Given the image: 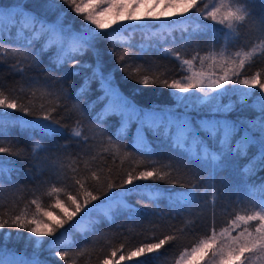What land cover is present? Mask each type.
<instances>
[{"label":"trees","instance_id":"1","mask_svg":"<svg viewBox=\"0 0 264 264\" xmlns=\"http://www.w3.org/2000/svg\"><path fill=\"white\" fill-rule=\"evenodd\" d=\"M94 2L95 0H84L82 7ZM44 3L45 0H0V8L7 12L9 8L27 6L25 10L31 9L42 13ZM212 8L208 0L202 2L198 0L197 9L191 10L186 17L170 19L175 23L167 25L149 23L146 27L135 28H121V24L113 25L104 31L117 37L115 44L109 42L107 35L99 37L95 42L96 51L89 49L82 56L72 53L59 67L50 62L57 54V50L52 48L41 56L40 65L50 71L37 73L27 70L28 63L24 62L26 72L21 76L10 70L9 65L15 63L13 58L8 57L0 64V85L5 96L10 99L20 97V102L33 112V115H29L18 110H8L10 113L8 119L15 120L16 123L5 127L3 134L0 135L2 141L0 147H12L13 151L17 148L24 149L20 156L0 153L5 167L19 169V172L14 170L11 173L12 182L8 183L5 180L0 188V221L8 220L11 223V219L22 211L28 219H32L33 213L36 212V206L31 204L33 199H37L46 211L62 215L61 210L55 208L57 197L48 195L53 186L63 188L69 195L79 196L81 203L84 193L91 191L93 195L99 197L97 201L92 202L93 204L101 203L107 206L109 200L106 194L102 193L107 188L108 181L121 184L127 179L129 172L139 175L140 171L162 173L171 171L172 178H180L182 184L188 187L196 184L195 202L185 205L184 210L178 214L170 209L164 198L157 202L159 205L157 207V203L150 200L149 193L169 189L184 191L185 188L171 185L166 181L138 180L136 183L139 185L154 184V187H146L142 191L126 195L123 198L124 203L131 208L116 207L113 204L108 216L100 211L92 212L90 216L78 213L74 220H91L94 222L92 226L95 230L85 237L73 229L69 232L71 245L54 250H49V242L52 239L50 237H45L41 247L34 249V241L30 239L32 234L27 229L5 226L0 229V253L17 261L37 257L42 264H64V261L54 255L55 250L70 253L68 264H104L105 260L110 264H175L185 248L190 249L200 238L210 234L213 224L217 232L227 226L235 208L245 202L243 193L246 190H240L241 199L238 201L234 187L239 180V168L233 166L218 172L214 181L209 179L203 170H200V175L196 177L187 170L176 171L181 152L187 151L188 148L178 139V126L189 119L197 120L198 114L203 116L206 106L202 94L196 90L185 93L178 89H169L159 82L167 80L171 83L173 80L191 76L194 72L203 71L206 76L211 77L210 80H205L207 85L224 75V71L229 68L225 61L229 58L235 59L238 50L243 53L248 51L253 43L260 45L257 27L252 19L235 30H229L226 25H220L200 15L201 11H211ZM61 14L64 17V25L71 24L73 31L79 32L87 23L61 0H54V7L47 11V18L52 21ZM110 14L113 15L111 12L106 15ZM105 16L102 19L108 22L109 19ZM121 23L127 25L138 22ZM122 38H130V43L122 44L120 42ZM141 45L144 46L143 50ZM35 47L38 49L40 45L37 44ZM126 49L127 54L121 62L118 56L125 53ZM165 49L179 52L184 60H191L193 56H197L193 61L194 66L191 70L187 65L181 69V61L170 53H165ZM199 57L205 58L203 64ZM73 58L79 60L80 64L73 65ZM97 60L102 66V72L106 76L111 74L113 87L141 110L126 117L123 127L119 123L121 117L116 115H106L102 121L96 119L97 114L103 112L105 105L108 104V100H105L95 107H90L97 96L103 95L99 90L98 80L92 81L89 90L77 98L78 89L85 76L91 75V69L82 68L81 65L87 63L95 67ZM73 71L79 74L72 75ZM257 74L264 82V50L245 62L238 79H251ZM37 75L42 78L48 77L47 84L50 87H43L45 83L43 79L35 86L27 82V76ZM145 76L150 80L158 79V82L149 85L139 83ZM232 79L235 80L237 77L233 76ZM21 84L24 85L23 91H20ZM225 87L229 91L218 96L214 103L235 104V111L228 115V119L255 114L247 105L258 102L261 95L259 88L252 90L247 105L242 106L239 103L242 95L240 90L246 86L228 84ZM60 89H63L67 96L60 98V106L53 114V119L59 120L57 127L65 126L63 132L48 135L39 128H22L23 120H35L47 109L56 107V96L47 93H54ZM206 90L210 91L207 88ZM73 105H78V109L74 110ZM77 120L80 121L79 125L76 123ZM74 127L82 130L83 135L88 137L86 145L83 143L78 145L77 139L71 138V130ZM36 140L40 141L44 150H38L33 156L31 149ZM65 144L68 147L58 151L54 148L55 145ZM53 162L55 167L52 166ZM243 163L244 161L240 162L241 165ZM32 164H39L43 174L40 175L36 168L29 171ZM194 167L189 165V168ZM93 172L97 173L99 180L92 179ZM31 175H39V180L30 179ZM261 177H264V171L251 177L248 183L258 185ZM76 179L86 181L83 190L75 184ZM120 191L119 188L112 190L115 194L112 196L113 201L119 199ZM59 198L65 202V207L70 203L64 193H61ZM132 209L140 211L138 218ZM72 210L74 208H69V211ZM44 219L47 220V217ZM165 236L175 238L166 242L158 252L132 260L120 259L121 256L127 257L137 247L158 242ZM80 249L85 251L83 255L77 256L76 253Z\"/></svg>","mask_w":264,"mask_h":264},{"label":"snow or ice","instance_id":"2","mask_svg":"<svg viewBox=\"0 0 264 264\" xmlns=\"http://www.w3.org/2000/svg\"><path fill=\"white\" fill-rule=\"evenodd\" d=\"M61 2L68 5L77 16L82 17L87 22L79 32L73 31L71 24L64 25L63 14L52 21L47 18V11L54 7V0H45L42 13H37L31 9L25 10L27 6H24V8L17 7L16 9L9 8L7 12L0 8V64L8 57L13 58L15 63L9 65L10 70L21 76H24L26 72L24 62L28 63L27 70L36 71L37 73L50 71V69L42 68L40 65L42 63L41 56L52 48L57 50V54L56 57L50 59V62L59 67L72 53L82 56L89 49L96 51L95 42L99 37L107 35L109 42L115 44L117 37L104 31L111 28L112 25L121 24V28L146 27L149 23L167 25L175 23L168 18H184L186 14L193 9H197L198 6V0H95L94 3L86 7H82L84 0H61ZM199 2H202V0H199ZM214 2L216 6L211 11H201L200 15L210 18L220 25H226L229 30H235L250 18H253L254 22H258L260 26V35L257 37L260 40V45L253 43L252 47L243 53L238 50L235 59L229 58L225 61L229 64V68L224 71V75L207 85L205 80H210L211 77L206 76L203 71L194 72L191 76L173 80L171 83H168L167 80L159 82L169 89H178L185 93H188L189 90H196L202 94L203 103L206 106L203 116L198 114L197 120L192 121L189 119L178 126V139L188 148L187 151L181 152L177 160L176 171L187 170L193 177H196L200 175V170H203L207 173L208 178L214 181L218 172L233 166L238 167L239 180L234 187L237 191L238 201L241 199L240 190H246L243 193V199L247 201L246 214L237 213L234 219L228 221L227 226L220 229L219 232L213 224L210 234L200 238L190 249L185 248L176 259L175 264H264V177L260 178L258 185L248 183L251 177L264 171V82L259 79V74L251 79H238L241 69L245 67V62L264 50V0H259L262 5L259 13L249 7V5L257 3V0H237L235 5H233L232 0H229L228 3H225L224 0H214ZM158 7L161 9L160 11H153ZM142 8L144 9L143 12H141ZM165 9L168 11H164ZM109 12L113 15L108 22H105L102 17ZM124 21L138 23L125 25L121 23ZM120 42L122 44L130 43V38H122ZM37 44L40 45L38 49L35 47ZM140 47L143 50L144 46L141 45ZM109 51L111 52L112 49H109ZM164 51L181 61V69L184 65H187L191 70L194 66L193 61L197 59V56H193L191 60H184L179 52H173L171 49H165ZM126 54L127 49L125 53L118 56V59L122 62ZM199 59L203 64L205 58L199 57ZM72 64H80V61L73 58ZM81 67L91 69V75L85 76L84 82L78 89L77 98L80 94L89 90L92 81L98 80L99 90L102 91L103 95L97 96L90 107H95L96 104L108 100L104 111L96 116L98 121H102L106 115H116L121 117L119 123L123 127L126 117L141 111L113 87L111 74L106 76L102 72L99 60H97L95 67L87 63L82 64ZM78 74L76 71L72 73V75ZM233 76H236L237 79L233 80ZM41 79L45 81L44 88L50 87L47 84L48 77L42 78L38 75L26 77L27 82L33 86L39 85ZM157 82L158 79L150 80L147 76L139 80V83L143 85ZM228 84L246 86L240 90L242 95L239 103L242 106L247 105V99L252 94L253 89H260L261 95L258 102L247 105L255 113L254 115L228 119V115L235 111V104L214 103L218 96L229 91L225 87ZM206 88L210 91H207ZM14 90L12 89V91ZM23 90L24 85L21 84L20 91ZM47 94L56 96V107L47 109L42 116H38L35 120H23L22 128H39L48 135L63 132L65 126L57 127L59 120H54L53 114L60 106V98L66 97L67 93L60 89ZM73 109L77 110L78 105H73ZM8 110H18L33 115L32 109L20 102V97L10 99L5 96L3 87L0 85V135L3 134L5 127L16 123L15 120L8 119L10 115ZM70 115L71 113H69ZM76 123L79 125L80 121L77 120ZM71 138L77 139L78 145L80 143L86 145L88 141V137L83 135V131L77 130L75 127L71 130ZM65 147H68V145L54 146L57 151ZM38 150H44V146L36 140L32 144V155L35 156ZM22 152H24L23 148H17L13 151L12 147H0V153H7L11 156H20ZM241 161H244L242 165L240 164ZM189 165L195 167L189 168ZM52 166L55 167V162ZM32 168L38 169L40 175L43 174V169L40 168L39 164H32L29 171ZM14 170L19 172V169L5 167L3 158H0V188H2L5 180L8 183L12 182L11 173ZM29 178L39 180V175H31ZM92 179L99 180L100 177L96 172H93ZM138 180L166 181L171 185H180L185 188L184 191L169 189L149 193V198L153 203H157L164 198L167 200L170 209L178 214L184 210L185 205L195 202L196 184H192L191 187L182 184L180 178H172L171 171L168 173L140 171L139 175L129 172L127 179L121 184L108 181L107 188L102 193V195L106 194V198L109 200L107 206L93 204L92 202L97 201L99 197L93 195L91 191L84 193L83 203H81L79 196L69 195L64 192L63 188L53 186L48 195L57 197L55 208H59L62 215L58 216L54 212L46 211L37 199H33L31 204L36 206V212L33 213L32 219H28L22 211L11 219V223L8 220L0 221V229L5 226L27 229L32 234L30 239L34 241V249L41 247L45 237L52 238L49 242V250L58 249L61 246H70L72 240L69 232L71 230L74 229L85 237L89 232L95 230V227L92 226L94 222L91 220H74L78 213H82L83 216H90L92 212L100 211L108 216L112 211L113 204L116 207L131 208L130 205L124 203L123 198L126 195L142 191L146 187H154V184L139 185L136 183ZM43 182L46 183L47 181ZM74 182L80 190L85 188L86 181L82 182L80 179H76ZM116 188L121 189V191L119 199L113 201L112 196L115 194L112 190ZM61 193H64L67 196V201L70 202L67 207H65V202L59 198ZM69 208H74V210L69 211ZM145 209H147V205H145ZM132 212L135 213L136 218L139 217L140 211L138 209H132ZM44 217H47V220ZM233 230H236L235 235H232ZM174 238L173 236H165L164 239L158 242L143 244L127 257L121 256L120 259L132 260L133 258L156 253L166 242ZM84 251L85 249H80L76 255H83ZM54 255L64 261V264H68L70 256L68 251L55 250ZM0 264H42V262L37 257L31 260L17 261L0 253ZM104 264H110V262L105 260Z\"/></svg>","mask_w":264,"mask_h":264},{"label":"rangeland","instance_id":"3","mask_svg":"<svg viewBox=\"0 0 264 264\" xmlns=\"http://www.w3.org/2000/svg\"><path fill=\"white\" fill-rule=\"evenodd\" d=\"M209 1V4H210V6H213V7H215L216 6V4H215V2H214V0H208ZM224 2L225 3H228L229 2V0H224ZM237 2V0H232V3H233V5H235V3ZM255 4H256V6H255ZM255 4H252V5H249V7H251V8H253L257 13H259V11H260V9H261V7H262V5L259 3V0H257V3H255ZM161 9L158 7L157 9H153V11H160ZM144 11V9L142 8L141 9V12H143ZM164 11H168L167 9H165ZM222 11H224V9H222ZM111 17H112V15L110 14V15H106L105 16V18L106 19H111ZM177 17H170V18H168L169 20L171 19V20H173V19H176ZM250 19H252V21L254 22V19L253 18H250ZM249 19V20H250ZM257 22H254V24L256 25V27H257V35H260V31H259V29H260V26H259V24H256ZM113 26V25H112ZM97 141L99 140V139H96ZM97 206H100V205H102L101 203L100 204H96ZM246 207H247V201H245L244 202V204L242 205H239L238 207H236L235 208V210H234V214H233V212H232V214H233V217L230 219V220H233L234 219V217H235V215L237 214V213H239V214H241V215H244V214H246V211H245V209H246ZM229 220V221H230ZM254 226V225H253ZM240 230H242V229H240ZM236 234V230H233V235H235Z\"/></svg>","mask_w":264,"mask_h":264}]
</instances>
